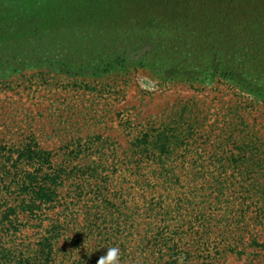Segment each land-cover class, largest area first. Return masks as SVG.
<instances>
[{"label": "rangeland", "instance_id": "1", "mask_svg": "<svg viewBox=\"0 0 264 264\" xmlns=\"http://www.w3.org/2000/svg\"><path fill=\"white\" fill-rule=\"evenodd\" d=\"M55 7L0 0V177L29 167L15 162L34 142L47 170L63 172L56 200L34 217L17 207V190L0 189V212L18 217L0 245L35 254L41 234L55 236L50 258L34 264H97L112 246L121 264H264V39L213 28L220 65L239 66L226 78L206 67L87 76L78 66L91 33H104ZM251 50L259 64L245 59ZM253 66L251 79L239 74ZM158 132L179 135V147L158 158L135 146Z\"/></svg>", "mask_w": 264, "mask_h": 264}, {"label": "trees", "instance_id": "2", "mask_svg": "<svg viewBox=\"0 0 264 264\" xmlns=\"http://www.w3.org/2000/svg\"><path fill=\"white\" fill-rule=\"evenodd\" d=\"M50 4L56 6L52 11L54 16H59L61 11L65 15L78 14L79 21L87 26L93 25L104 33H91L92 44L85 50L88 60L78 66L87 76L114 69L148 68L159 70L165 74V78H173L200 74L203 70L205 72L206 67V72L214 71L211 73L226 78L234 75L233 70L239 66L232 65L233 61L226 64L222 61L223 65H220V59L223 60L225 56L215 44H211L214 41L213 28L221 29L218 32L226 39L232 35L230 29L239 27L253 36V40L264 39V0H50ZM26 12L30 13L28 6ZM187 30H193L194 35ZM95 34L98 36L95 37ZM109 36L112 38L105 43ZM108 42L111 44L108 45ZM119 42H123V45H118ZM100 43L107 45L96 49ZM194 44L193 50L185 48ZM194 55L198 60L193 59ZM244 57L249 58L250 63L259 61L258 52L254 50L245 53ZM202 61L204 63L199 66L198 63ZM252 68H240L239 74L251 79L257 69L256 66ZM180 141L179 135L167 136L158 132L154 137L138 140L135 146L144 148L142 151L146 154L151 152L160 158L178 148ZM141 142L145 146L142 147ZM19 151L15 168L21 164L29 167L19 174L2 175L0 189L17 190L20 197L17 207L25 213L23 216L34 217L41 206L45 207L56 200L63 172L47 170L48 156L36 142L31 146L25 145ZM163 169L167 172L170 170L168 166ZM164 179H168L167 183L176 181L170 175ZM102 182L106 183V180H99L100 187ZM4 212H0V230L15 234L18 217L10 218L9 214L17 211L10 206ZM54 238L52 234H41L38 245L33 249L35 254L23 251L16 254L18 250L0 245V264H34L36 259L40 261L47 255L50 258Z\"/></svg>", "mask_w": 264, "mask_h": 264}, {"label": "clouds", "instance_id": "3", "mask_svg": "<svg viewBox=\"0 0 264 264\" xmlns=\"http://www.w3.org/2000/svg\"><path fill=\"white\" fill-rule=\"evenodd\" d=\"M107 249L106 253L101 255L97 260V264H121V249L118 246L104 247ZM87 249V247H86ZM97 249H93L95 251ZM88 251V249H87Z\"/></svg>", "mask_w": 264, "mask_h": 264}]
</instances>
